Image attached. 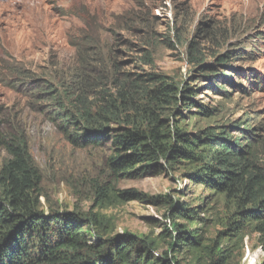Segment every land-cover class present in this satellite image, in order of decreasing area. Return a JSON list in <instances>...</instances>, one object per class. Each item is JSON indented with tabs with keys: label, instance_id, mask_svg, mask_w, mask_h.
Here are the masks:
<instances>
[{
	"label": "rangeland",
	"instance_id": "1",
	"mask_svg": "<svg viewBox=\"0 0 264 264\" xmlns=\"http://www.w3.org/2000/svg\"><path fill=\"white\" fill-rule=\"evenodd\" d=\"M132 19L149 45L119 30L122 20L129 28ZM118 31L137 43L118 45ZM85 35L100 36L106 50L113 47L125 70L193 88L186 100L192 107L180 95L178 105L167 104L174 124L193 133L225 125L242 139L252 132L264 160V0H0V120L25 134L41 169L44 208L100 212L112 234L154 242L158 264L166 256L172 264H264L263 234L253 224L238 231L234 203L195 179L188 163L122 177L117 187L140 197L97 205L96 185L114 183L111 149L72 145L50 117V102L37 101L28 81L62 84ZM141 45L152 55L150 64ZM202 106L213 114L206 116ZM5 157L0 150V165ZM171 204L190 211L181 215ZM176 223L198 235L199 244L176 242Z\"/></svg>",
	"mask_w": 264,
	"mask_h": 264
},
{
	"label": "trees",
	"instance_id": "2",
	"mask_svg": "<svg viewBox=\"0 0 264 264\" xmlns=\"http://www.w3.org/2000/svg\"><path fill=\"white\" fill-rule=\"evenodd\" d=\"M137 21L128 28L122 20L119 30L149 45ZM117 35L118 45L137 43ZM75 45L76 65L62 84L40 77L28 81L37 101L50 102V117L72 145L111 149L107 165L114 183L96 185L97 205L140 197L117 187L122 177L160 174L165 164L188 163L195 179L234 203L238 231L253 224L264 236V160L254 134L233 138L225 125L196 133L182 129L168 116L169 105H178L180 95L192 107L194 102L186 100L195 94L193 88L180 90L161 74L123 69L115 49L107 51L100 36L85 35ZM143 59L150 64L151 53ZM202 108L206 116L213 114ZM13 129L0 120V150L7 153L0 165V264H158L154 242L128 232L112 234L100 212L46 210L40 200L41 169L25 134ZM171 205L184 216L190 211ZM182 226L175 224L176 242L199 244L200 237ZM160 264L172 262L166 256Z\"/></svg>",
	"mask_w": 264,
	"mask_h": 264
}]
</instances>
